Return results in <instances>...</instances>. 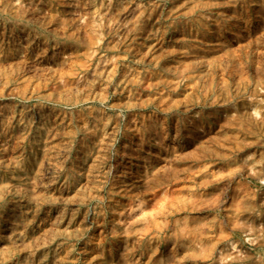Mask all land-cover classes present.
I'll return each mask as SVG.
<instances>
[{"label":"rangeland","instance_id":"374dc122","mask_svg":"<svg viewBox=\"0 0 264 264\" xmlns=\"http://www.w3.org/2000/svg\"><path fill=\"white\" fill-rule=\"evenodd\" d=\"M46 263L264 264V0H0V264Z\"/></svg>","mask_w":264,"mask_h":264},{"label":"bare ground","instance_id":"6f19581e","mask_svg":"<svg viewBox=\"0 0 264 264\" xmlns=\"http://www.w3.org/2000/svg\"><path fill=\"white\" fill-rule=\"evenodd\" d=\"M176 1H177V0H176ZM200 1H201V0H200ZM230 1H231V0H230ZM245 1H246V0H245ZM172 2H173V1H172ZM178 2H179V1H178ZM237 2H238V0H237ZM192 3H193V2H192ZM240 4H241V3H240ZM244 4H245V3H244ZM175 5H176V3H175ZM235 5H236V4H235ZM251 5H252V4H251ZM254 5H255V4H254ZM222 6H223V5H222ZM232 6H234V4H233ZM245 6H247V5H245ZM173 7H174V5H173ZM175 7H176V6H175ZM214 7H215V6H214ZM256 7H257V6H256ZM207 8H208V7H207ZM237 8H238V7H237ZM252 8H253V7H252ZM195 9H196V8H195ZM204 11H205V10H204ZM187 17H188V16H187ZM173 18H174V17H173ZM218 18H219V17H218ZM200 20H201V19H200ZM237 20H238V19H237ZM239 21H240V20H239ZM194 22H195V21H194ZM186 24H187V23H186ZM194 24H195V23H194ZM196 24H197V23H196ZM179 25H180V27H181V24H179ZM179 25H178V26H179ZM212 25H213V24H211V26H212ZM243 25H245V23H244ZM182 26H183V25H182ZM186 26H187V25H186ZM186 26H185V27H186ZM189 26H190V25H189ZM245 26H246V25H245ZM176 27H177V26H176ZM191 27H192V26H191ZM219 27H220V26H219ZM189 28H190V27H189ZM174 29H175V28H174ZM199 29H200V28H199ZM199 29H198V30H199ZM175 30H176V29H175ZM177 30H178V29H177ZM183 30H184V28H183ZM191 30H192V29H191ZM200 30H201V29H200ZM209 30H210V29H209ZM218 30H220V29H218ZM173 31H174V30H173ZM179 31H180V29H179ZM179 31H178V33H179ZM187 32H188V30H187ZM187 32H186V34H187ZM191 32H192V31H191ZM178 33H177V34H178ZM195 33H196V31H195ZM172 34H173V32H172ZM190 34H191V33H190ZM197 34H198V33H197ZM160 35H161V34H160ZM174 35H176V34H174ZM184 35H185V34H184ZM188 35H189V34H188ZM220 35H221V34H220ZM220 35H219V36H220ZM186 36H187V35H186ZM198 36H199V35H198ZM198 36H197V37H198ZM202 36H203V35H202ZM202 36H201V38H203ZM212 38H213V37H212ZM212 38H211V39H212ZM194 39H195V38H194ZM205 39H206V38H205ZM144 40H146V39H144ZM149 40H153V39H149ZM206 40H207V39H206ZM158 41H159V40H158ZM144 42H145V41H144ZM175 42H177V44H179L178 41H175ZM197 42H198V41H197ZM197 42H196V43H197ZM158 43H159V42H158ZM160 43H162V42H160ZM197 44H198V43H197ZM162 45H163V44H162ZM183 47H184V46H183ZM156 49H157V48H156ZM186 50H187V49H186ZM151 53H152V52H151ZM145 54H146V53H145ZM170 54H171V53H170ZM204 54H205V53H204ZM172 55H173V54H172ZM173 56H174V55H173ZM179 56H180V55H179ZM183 56H184V55H183ZM183 56H182V57H183ZM185 56H186V55H185ZM204 56H205V55H203L202 57H204ZM208 56H209V55H208ZM180 57H181V56H180ZM176 58H178V57H176ZM158 59H159V58H158ZM140 60H141V59H140ZM151 60H152V59H151ZM161 60H163V59H161ZM204 60H205V59H204ZM206 60H207V59H206ZM165 61H166V60H165ZM171 61H174V60H171ZM171 61H168V62L170 63ZM175 61H176V59H175ZM201 61H203V60L201 59ZM213 61H215V60H213ZM160 62H161V61H160ZM205 62H206V61H205ZM166 63H167V61H166ZM208 63H209V62H208ZM136 64H137V63H136ZM159 64H160V63H159ZM174 64H175V63H174ZM177 64H179V63H177ZM153 65H154V64H153ZM186 65H188V64H186ZM207 65H209V64H207ZM171 66H172V65H171ZM211 66H212V64L210 65V67H211ZM177 67H178V66H177ZM187 67H189V66H187ZM190 67H191V65H190ZM190 67H189V68H190ZM155 69H156V68H155ZM156 70H157V69H156ZM160 72H161V71H160ZM163 73H164V72H163ZM161 74H162V73H161ZM199 74H200V73H199ZM167 75H168V74H167ZM177 83H178V81H177ZM156 85L158 86V84H156ZM122 91H123V89H122ZM171 91H172V90H171ZM174 93H175V92H174ZM176 93H177V92H176ZM161 96H162V95H161ZM160 104H161V103H160ZM159 106H160V105H159ZM93 120H94V119H93ZM94 121L96 122V119H95ZM96 123H97V122H96ZM153 137H154V136H153ZM136 138H137V137H136ZM139 138H140V137H139ZM85 140H86V139H85ZM130 140H131V139H130ZM130 140H129V143H130ZM133 140H134V139H133ZM149 140H150V139H149ZM151 140H152V139H151ZM88 141H89V140H88ZM85 142H86V141H85ZM145 142H146V141H145ZM147 142L149 143V141H147ZM154 142H155V141H154ZM86 143H87V142H86ZM131 143H132V142H131ZM148 143H147V144H148ZM89 144H90V142H89ZM132 144H133V143H132ZM132 144H131V145H132ZM133 146H134V145H133ZM143 146H144V145H143ZM147 146H148V145H147ZM144 147H145V146H144ZM88 148H89V147H88ZM135 148H136V147H135ZM158 148H159V146H158ZM141 151H142V150H141ZM124 152H126V151H124ZM124 152H123V153H124ZM158 152H159V151H158ZM121 153H122V152H121ZM130 154H131V153H130ZM140 154H142V152H141ZM83 155H84V154H83ZM128 156L130 157V155H127V157H128ZM127 157H126V158H127ZM135 157H136V156H135ZM139 157H141V156H139ZM139 157H138V155H137V158H139ZM156 157H157V156H156ZM156 157H155V158H156ZM85 158H86V156H85ZM132 158H133V157H132ZM127 159H128V158H127ZM141 160H142V159H141ZM76 161L78 162V160H76ZM136 161H137V160H136ZM86 162H87V161H86ZM134 162H135V161H134ZM138 162H139V160H138ZM140 162H141V161H140ZM144 162H145V161H144ZM144 162H143V163H144ZM80 163H82V162H80ZM84 163H85V162H84ZM121 163H122V162H121ZM127 163H128V161H127ZM132 163H133V162H132ZM82 164H83V163H82ZM141 164H142V163H141ZM141 164H140V165H141ZM134 165H135V164H134ZM134 165H133V166H134ZM140 165H139V166H140ZM120 166H121V165H120ZM129 166H130V165H129ZM137 166H138V165H137ZM122 167H124V166H122ZM142 167H143V166H142ZM142 167H139V168H142ZM136 168H137V167H136ZM143 168H144V167H143ZM141 172H143V171H141ZM138 175H139V174H138ZM141 175H142V174H141ZM124 176H125V175H124ZM124 176H123V177H124ZM120 177H121V176H120ZM133 177H134V176H133ZM130 178H131V177H129V179H130ZM137 178H138V177H137ZM125 180H127V179H125ZM127 181H128V180H127ZM205 185H206V184H205ZM125 186H126V185H125ZM116 187H117V186H116ZM118 187H119V186H118ZM113 188H114V187H113ZM123 188H124V187H123ZM124 190H125V189H124ZM200 190H201V189H200ZM119 191H120V190H119ZM198 191H199V190H198ZM200 194H201V193H200ZM201 197H202V196H201ZM202 198H203V197H202ZM192 204H193V203H192ZM192 211H193V210H192ZM96 223H97V222H96ZM184 224H185V223H184ZM98 225H99V224H98ZM95 226H96V225H95ZM93 230H94V229H93ZM97 230H98V228H97ZM94 231H95V230H94ZM98 231H99V230H98ZM98 233H99V232H98ZM199 233H200V231H199ZM100 234H101V233H100ZM158 236H159V235H158ZM149 242H150V241H149ZM158 242H159V241H157V243H158ZM157 243H156V244H157ZM171 243H172V242H171ZM166 244H167V243H166ZM171 245H172V244H171ZM156 246H157V245H156ZM65 248H67V247H65ZM190 248H191V247H190ZM85 249H86V248H85ZM87 249H88V248H87ZM170 249H171V248H170ZM59 251H60V250H59ZM61 251H62V250H61ZM149 251H150V250H149ZM84 252H85V251H84ZM172 252H173V250H172ZM57 253H59V252H57ZM155 253H156V252H155ZM172 254H174V253H172ZM175 254H176V253H175ZM60 255H61V254H60ZM145 255H146V254H145ZM140 256H141V255H140ZM69 257H70V256H69ZM138 257H139V256H138ZM146 257H147V256H146ZM48 259H49V258H48ZM60 259H61V258H60ZM171 259H172V258H171ZM57 260H58V258H57ZM147 260H148V259H147ZM147 260H146V261H147ZM46 261H47V260H46ZM59 261H60V260H59ZM70 261H71V260H70ZM169 261H171V260H169ZM167 262H168V261H167ZM69 263H70V262H69ZM46 264H47V263H46ZM49 264H50V263H49ZM62 264H63V263H62ZM166 264H167V263H166ZM169 264H170V263H169Z\"/></svg>","mask_w":264,"mask_h":264}]
</instances>
